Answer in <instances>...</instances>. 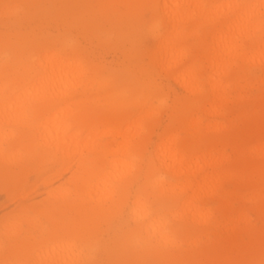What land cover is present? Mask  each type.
<instances>
[{
	"label": "bare ground",
	"instance_id": "bare-ground-1",
	"mask_svg": "<svg viewBox=\"0 0 264 264\" xmlns=\"http://www.w3.org/2000/svg\"><path fill=\"white\" fill-rule=\"evenodd\" d=\"M2 1V23L14 24V29L0 33V54L5 55L0 58V135L4 125L19 123L36 139H42L40 145L46 153L40 163L46 157H51V162L81 158L70 179L77 190L72 187L60 192L62 204L54 205L61 213H77L79 221H69L72 226L58 225L43 240H37L32 233L24 235L23 224L28 218L8 221L0 234V264H27L29 258V264H84L89 258L83 244L92 243L97 223L124 205L132 178L136 180L143 174L141 158L150 118L144 91L136 85L139 79L133 76L131 66L110 72L84 60L70 35L37 36L31 29L19 30L25 22L38 18L42 0H18L14 7ZM61 2L55 10L59 13L79 17L77 11H92L106 20V31L113 28L123 34L128 29L133 40L125 53L130 58L140 54L137 28L149 13L147 26L158 46L146 50V54L151 63L157 62L169 75H177L176 81L186 93L177 99L185 115L174 126L176 132L169 127L161 135L163 142L154 147L147 166L144 189L132 203V214L138 223L132 235L146 238L141 249V254L146 255L144 264H191L199 260L201 264H240V257L249 252L253 264H261L258 259L264 252L263 233L250 245L232 244L231 255L226 246L205 244L202 238L193 241L190 250L182 251V243L174 236L175 227L150 205L146 196L152 189L157 197H166L165 212L177 222L196 225L203 237L215 230L217 215L211 205L217 198L222 217H227V230L235 231L240 223L251 220L248 212L236 210L232 202L221 198L224 180L233 182L237 190L255 189L249 202L264 215V94L253 99L257 111L239 122L225 112L236 97L245 106L251 101L245 93L247 83L242 82L251 78L249 65L260 69L257 80L264 88V0ZM190 39L194 40L191 44ZM117 41H122L120 35ZM102 90H108L112 97L109 108L133 102L141 113L119 114L113 121L114 128L98 133L96 124L111 123L112 118L102 117V110H97L96 105L91 109L87 101ZM205 117L211 121L206 122ZM185 125L188 129L181 130ZM108 133L113 142L104 145L102 139ZM201 141L204 145L199 151ZM218 145L223 149L216 151ZM226 145L232 147L233 155L227 153ZM3 152L4 146L0 145L1 158ZM16 161L12 157V162ZM16 165L18 173L26 167L23 162ZM79 188L82 194H78ZM37 232L43 235L42 230ZM8 238L11 242L7 244ZM59 240L64 241L48 244ZM156 244L172 250L159 252Z\"/></svg>",
	"mask_w": 264,
	"mask_h": 264
},
{
	"label": "rangeland",
	"instance_id": "rangeland-1",
	"mask_svg": "<svg viewBox=\"0 0 264 264\" xmlns=\"http://www.w3.org/2000/svg\"><path fill=\"white\" fill-rule=\"evenodd\" d=\"M0 1L1 3L4 2ZM7 1L11 7L19 3L18 0ZM61 3V0H42L38 9L39 13L36 14L38 18H33L31 22H25L19 30L27 32L31 29L35 32L34 35L36 34L37 36L70 35L73 39V44L83 53L84 60L100 64L110 72L121 71L125 68L124 66H131L134 69L132 71L133 76L139 79V83L136 85L144 91L145 100L143 98L142 100L146 102L150 111V118L146 125L147 144L144 147L145 150L141 158L143 174L136 180L132 178L130 193L124 205L112 215L97 223L98 230L92 237V243L83 244L84 253L89 258L84 261V264H144L146 255L141 254V249L146 244V238L133 237L134 235H132V232L138 228V223L132 214V203L141 192L140 190L144 189L147 166L151 162L154 147L158 143L163 142L160 139L161 135L169 127H174L179 123L185 115V108L177 106V99L185 96L186 93L176 81L177 75L171 76L165 72L159 63H151L150 58L146 54V50L158 46V43L155 44L147 26L150 22L149 13H145V23L137 28L136 39L141 45L140 54L138 58H130L125 53L127 48L131 47V41L133 40L128 29L123 34L121 32L118 34L113 28L108 32L103 28V26L106 25L105 27H107L108 25L106 20L92 11H77L76 16L79 17H75L74 14L69 15L66 12L59 13L55 10L60 8ZM64 3L63 5L67 4ZM1 8L3 7L1 6ZM76 20L78 21L76 22ZM3 21L0 18V33L14 29V24L5 25L2 23ZM160 31L162 34L165 33L164 28H161ZM108 35L109 38H106ZM119 35L122 41L118 44L117 37ZM193 42L194 40L190 39V44ZM4 56L0 54V58H4ZM247 71L250 73L251 78L246 82H242L247 83L245 93L249 95L251 101L245 106L236 97L226 106L225 110L227 116H234L238 122L245 116L252 115L257 111L256 103L253 99L264 94V88L260 86L257 80V76L261 72L260 69L249 65ZM242 73L244 72H240V75ZM107 91H97L94 93V97H89L87 101L91 109L92 105H96L97 110H102V117L112 118L111 123H102L100 121L96 124L95 129L101 134L114 128L115 123L113 125V121L116 120L117 115L141 113L140 107L133 104V102L125 106L119 105L115 109L109 108V100L112 97ZM237 94L238 92L235 93V95ZM93 100H95V103H92ZM205 121L210 122L211 118L205 117ZM222 121L223 119L220 120V122ZM185 128H187V125L180 129L184 130ZM173 129L175 130V127ZM29 131L24 130L19 123L6 124L1 130L0 145L4 146V152L2 158L0 157V234L8 221L26 217L28 219L24 220V235L32 233L33 237H38L37 240H43L58 225L72 226L73 223L71 222L79 221V219H76V217L78 218L77 213L73 211L61 213L60 209L54 207V205L62 204L63 199L58 195L60 192L68 188H75L70 179L73 172L77 169L81 157H72L65 162L57 159H55L57 161L51 162V157H46L40 163L41 156L46 153L45 149L40 145L42 139L40 136L36 139ZM102 140L105 145L113 142V137L109 136L108 133ZM103 144L102 147H104ZM198 145L200 151L204 142L201 141ZM218 149L223 148L218 145L215 150L217 151ZM226 150L227 153L233 155V149L230 145H226ZM12 157H15L17 161L12 162ZM135 158L139 159V156ZM17 162L26 164L24 171L21 173H18ZM157 176L165 177L171 182H177L175 178L165 174H158ZM75 190L77 189L75 188ZM77 192L78 194L83 193L80 188ZM255 192L256 190L251 188L237 190L233 182L224 180L219 191L221 198L232 202L236 210L248 212L251 220L240 223L235 231L227 230V224L224 223L227 217H222L224 213L220 208L221 202L217 198L211 205L215 210L217 220L215 222V230L209 237H203L202 232L196 225L184 221L177 222L170 213L165 212L164 200H167L166 197H157V193L153 192L152 189H149V195L147 194L146 197L150 205L163 216L166 215L170 224L175 227L174 236L182 243V251L190 250L193 241L202 238L205 244L215 245L218 243L226 246V248H229L228 254L231 255L230 248L232 244L239 247L250 245L254 240L258 239L261 233L264 235V215L262 210L249 202L250 197ZM174 208L178 211L179 204L174 205ZM35 224L38 227L33 226ZM39 230L43 231L42 236L38 235L37 231ZM138 239L142 240L141 244L137 242ZM5 241L7 244L11 242L9 238ZM63 241H53L48 242V244L57 245ZM125 241H128V246H125ZM156 245L159 252L168 249L172 250L170 246ZM29 254L32 256L33 252H29ZM240 258V264H253L252 252ZM199 261H194L191 264H201ZM26 262L29 264L30 258ZM258 263L264 264V252L258 259Z\"/></svg>",
	"mask_w": 264,
	"mask_h": 264
}]
</instances>
